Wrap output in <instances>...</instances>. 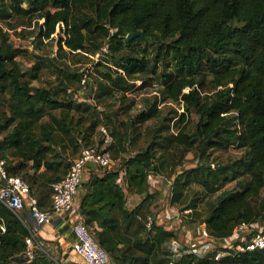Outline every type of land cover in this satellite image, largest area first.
<instances>
[{"label": "trees", "instance_id": "trees-1", "mask_svg": "<svg viewBox=\"0 0 264 264\" xmlns=\"http://www.w3.org/2000/svg\"><path fill=\"white\" fill-rule=\"evenodd\" d=\"M3 1L0 21L17 15L32 23L37 16L43 20L39 36L44 40L51 39L63 25L65 35L58 40L61 53H88L91 34L107 38L94 53L108 44L106 55H111L116 70L107 68L100 73L106 84H100V94L92 91V100L126 93L140 78L137 90H143L151 85L150 75L159 78L162 87L149 109L127 122L116 120L120 109L113 116L105 114V122L92 120L89 102L80 101L75 106L72 93L67 92L68 77L63 76L53 89L35 87L33 81L39 79L42 66L23 71L17 61L23 52L12 46L9 34L0 29V107L5 109L0 112V154L10 175L28 183L31 196L38 192L41 200L49 198L51 183L66 174V152L70 146L78 147L73 139L81 135L78 124L91 121L82 132L86 146L96 128L106 126L114 139L108 148L113 158L112 150L118 154L134 143L131 135L138 126L157 119L159 125L147 146L122 160L118 169L93 177L80 206L86 224L98 226L93 232L112 264H170L173 259L174 264H216L214 254L176 256L167 247L177 240L175 233L157 224L147 228L145 223L153 198L147 192L150 175L173 169L192 149L200 158H208L210 150L230 148L241 155L215 164V168L201 161L196 169L178 173L169 180L170 204L184 203L185 188L195 181L207 195L221 192L201 220L210 236L229 238L239 224L264 223V0H10L9 7ZM83 9L91 13L80 14ZM138 31L144 38L127 41L128 35ZM137 43L147 45L142 56L131 52ZM157 62L163 70L156 77ZM205 67L213 77L212 89L205 84ZM85 76L82 72L74 77L82 82ZM82 90L83 86L77 94ZM64 96H71V100L67 102ZM176 103L182 105L183 112L174 114L170 108L165 114L160 106ZM57 110L60 115L54 114ZM72 111L79 115L76 124ZM192 115L198 116L193 129L188 125ZM106 122L113 125L112 130ZM173 128L176 133H171ZM7 149H14L12 155L20 161L11 164L4 155ZM51 151L54 154L50 155ZM120 169L126 171L125 186L116 182ZM231 183L235 189L223 191ZM143 192L147 193L141 204L128 210V195ZM196 208L197 200L192 199L183 210L191 209L198 216ZM69 230L67 224L60 234ZM32 233L23 213L0 209V264H58L42 250H37L32 260L24 258L26 240ZM226 251L229 254L221 264H264V249Z\"/></svg>", "mask_w": 264, "mask_h": 264}, {"label": "rangeland", "instance_id": "rangeland-1", "mask_svg": "<svg viewBox=\"0 0 264 264\" xmlns=\"http://www.w3.org/2000/svg\"><path fill=\"white\" fill-rule=\"evenodd\" d=\"M5 7H9L10 0H4ZM28 4L24 3L23 7L28 8ZM84 13H91V10H85L80 12V14ZM41 22L43 20L39 19L37 16L32 20V23L23 19V17L13 15L7 21H0V29L4 30L9 34L10 43L16 49L21 50L23 53L17 57V61L19 62L21 68L25 72H31L33 67L38 66L37 64L41 65L42 71L40 73V77L38 80L33 81V85L35 87H46V88H56L60 85V82L63 81V76L68 77V80L65 84L67 88L73 90L75 94L74 104L75 106L78 105V98L76 97L77 91L81 89V79L75 78V75H79L82 72H86V84L84 92H85V99L89 102V98H91V102H89L92 109L88 112L91 116L92 120H104L105 122V114L113 116V114L120 109L119 111V118L117 117V121H124L127 122L131 118H134L138 113L149 109L150 105L159 97L161 91V82L159 78L155 79L153 75L151 85L143 90H137L138 86L142 84V79H137L134 83L136 84L135 88L131 89L130 91L123 93V92H116L114 95H106L99 99L92 100V91H95L96 94H100V84H106L104 82L103 77L101 74L107 71V68L112 70H116L115 63L111 59V55L105 56L100 55L97 57L96 53H94L97 46H102L105 42H107V38L100 37L97 34L88 35V53H76L70 54L68 50L65 53H61L58 50V40L60 37L64 36V26L57 27L56 34L49 40H44L40 38L39 31ZM25 24V25H24ZM135 40V39H134ZM147 45L146 43H137L132 47L131 52L136 55L142 56V49L145 48ZM151 50V49H149ZM152 52V51H151ZM150 60L153 59V53L150 55ZM99 60H103L104 63H100ZM101 64V65H98ZM154 69L156 72V77L160 74L163 70V66L161 62L154 63ZM206 67L203 69L205 71ZM206 81L205 84L207 88L212 89L213 87V77L211 73H206ZM101 73V74H100ZM72 76V77H70ZM91 88V89H90ZM67 89V92H68ZM65 97V96H64ZM66 101L71 100V96L66 98ZM84 102V101H82ZM88 105V103H84ZM97 104V105H96ZM125 106H128L127 109H124ZM162 110L165 114H168L170 108L175 110L176 112L181 113L183 112L182 105L176 104H169L167 106L160 105ZM100 108H106L105 110H100ZM4 108L0 107V112H3ZM100 112H105L101 114ZM54 114L60 115V110L54 111ZM70 116L74 118L73 123L76 124L79 115L75 111L70 113ZM174 115H169V118ZM198 121L197 115H192L189 117L188 125L190 128L193 129L195 124ZM107 123V122H106ZM91 121H83L82 123L78 124L77 131L81 132V135L75 137L73 139V144L78 143V147H72L67 150L66 155L69 159V165L65 169V173L68 170L71 162L73 161V155H78L81 152V149L86 146V141H84L82 132L85 131V128L90 126ZM103 125V124H102ZM110 130H112L113 125L107 123ZM159 123L157 119H153L143 125L138 126V131L132 133V139H134V143L130 145L124 152L114 153L113 151V160L115 162L114 169H118L122 165V160L128 159L132 154L136 153L142 148H145L147 144L152 140V132L154 129L158 127ZM101 127V126H100ZM100 127H97L94 131L88 146H100L102 144V136L100 132ZM177 129L173 128L171 133H176ZM137 136V137H136ZM54 154L53 151L50 152V155ZM117 154V155H116ZM210 156L207 158H200L199 153L196 149H192L188 151L182 163H175L174 168H168L165 170L160 176H163L166 180H170L172 178H176L177 174L182 171H190L192 169H196L198 164L203 161L205 164L210 165L214 164H224L230 160H233L241 155V151L230 148L226 151H209ZM77 156V157H78ZM70 158L72 160H70ZM176 166V167H175ZM175 172L176 175H172L170 172ZM179 173V174H180ZM65 175V174H64ZM64 175L62 177H64ZM158 175V174H157ZM24 177V176H23ZM192 178V176H190ZM183 180V178H182ZM229 185V184H228ZM186 199L184 203L176 204L177 207L184 209L186 205H188L191 200H197V208L201 211H197L199 214L198 216L195 215L197 221L203 219L205 213L210 211L209 209V202H215L217 198L214 195H207L205 189L201 186V184L192 181L186 188L185 193ZM170 195L168 199L170 200ZM264 226V223H260ZM69 233V232H68ZM34 240L32 239L31 247L27 244V250L25 253L24 258H29L30 260L34 259L35 252L37 250H42L47 253L54 261L58 264H68L66 260V256L63 254V251L60 249V245L58 243V239H44L42 238L38 232L33 230ZM28 239V238H27ZM53 240V241H52ZM169 245H167L168 247Z\"/></svg>", "mask_w": 264, "mask_h": 264}, {"label": "built area", "instance_id": "built-area-1", "mask_svg": "<svg viewBox=\"0 0 264 264\" xmlns=\"http://www.w3.org/2000/svg\"><path fill=\"white\" fill-rule=\"evenodd\" d=\"M108 53L109 45L105 44L97 54V57ZM81 84L83 90L76 94L78 96L84 93L86 76L82 79ZM68 92L73 93L71 89L68 90ZM100 110L103 111L105 108H100ZM100 132L102 144L100 146H84L79 156L71 162L64 177L51 183L52 204L50 210H42L40 208L38 200L30 195V187L25 180L19 176L10 175L7 170V161L0 154V209L7 208L16 214H22L28 207L31 217L38 226L49 223L52 213L71 211L75 205V198L79 188L83 183L84 175L91 170V168L106 171L111 170L114 165L112 153L108 149L114 142L113 136L104 125L100 127ZM211 166L213 168L216 167L214 163H212ZM125 175L126 171L120 169L116 180L117 184L125 186ZM173 209L180 214L178 209ZM190 212L191 211L187 209L182 213ZM145 223L147 228H151L153 224H156L151 214L147 216ZM71 233L73 235V240L70 243V247L72 251L83 260L84 264H112L110 255L99 244L93 230L86 224L80 210L78 217L72 222ZM203 237L205 239L201 246L195 247L184 254L195 253L199 256L214 254V261L216 264H221V259L229 254L226 249H235L239 252L264 249V226L261 224H239L234 229L232 236L229 237L230 242L228 245L220 247V250H217L219 248H216L210 240V235L207 230L203 232ZM32 239L34 240L33 233L27 239L29 247H31ZM175 243H177V240L173 241V244L178 246ZM174 254L176 256L183 255L177 251H175ZM170 264H174V259Z\"/></svg>", "mask_w": 264, "mask_h": 264}, {"label": "crops", "instance_id": "crops-1", "mask_svg": "<svg viewBox=\"0 0 264 264\" xmlns=\"http://www.w3.org/2000/svg\"><path fill=\"white\" fill-rule=\"evenodd\" d=\"M85 92L81 94V96L76 95L78 98L77 102L80 101H86ZM73 97H75V94H73ZM89 102H91L90 99H88ZM15 152L14 149H7L5 152V156L10 158L11 164H15L16 162L20 161V158L14 157L12 154ZM135 154V153H134ZM133 155V154H132ZM78 155H73L72 159L75 160ZM70 158V160H72ZM32 164V162H29V166ZM114 165L112 169L114 170ZM176 167V166H175ZM111 169V170H112ZM44 170L41 169V171ZM30 174L33 173L32 170H29ZM180 173V171H179ZM105 174V170H98L91 168L83 178V183L81 187L79 188L78 194L75 198V205L71 211L64 212V213H52L51 220L49 223L38 226L33 218L30 215L28 207L23 213L24 219L29 224V226L37 231L38 234L44 238V239H58V243L60 245V249L63 251L64 255L66 256V260L68 264H84L83 260L76 255L71 247L70 243L73 240V235L71 233V225L72 222L78 217L80 206L83 200L84 195L86 194L88 184L90 183L91 179L93 177H100ZM148 190L147 192L149 194L153 195V198L151 199V204L149 206V212L154 217L155 223L162 228L166 230H172L175 232L177 236V245L175 246L173 242L167 244L169 245L168 248L175 253L177 251L178 253L184 254L185 252L192 250L195 247H199L204 243V237L203 232L206 229V224L202 222L200 219L197 221L195 215L190 213H182L184 210L171 205L170 201L168 199L169 195L171 196V189L172 184L169 180H166L163 176L157 175V174H151L149 181H148ZM236 185L235 183H231L225 187L223 191H230L235 189ZM147 192L143 193H132L129 194L126 200V208L128 210H133L135 207H137L139 204H141L143 198L145 197ZM52 194V192H51ZM221 192H218L214 197L217 198ZM36 198L39 202V206L42 210H50L52 199L51 196L49 198H43V200L40 199V195L38 192H36L35 196H32ZM216 202V201H215ZM215 202H209V207H211ZM173 208L178 209L180 212L177 213L174 211ZM191 211V209H189ZM201 211L198 208H196V212ZM205 213V216H203V219L208 215L209 211L207 209V212ZM69 224L70 230L69 233L66 234H60L61 229ZM98 226L95 224L92 230L94 228H97ZM210 240L213 242L214 246L216 248L225 247L230 242L229 238H222L217 239L212 236H210ZM53 241V240H52Z\"/></svg>", "mask_w": 264, "mask_h": 264}, {"label": "water", "instance_id": "water-1", "mask_svg": "<svg viewBox=\"0 0 264 264\" xmlns=\"http://www.w3.org/2000/svg\"><path fill=\"white\" fill-rule=\"evenodd\" d=\"M139 37H142L144 38V34L141 32V31H138V32H135V33H132L130 35L127 36V41H132L136 38H139ZM177 245V243H175Z\"/></svg>", "mask_w": 264, "mask_h": 264}]
</instances>
